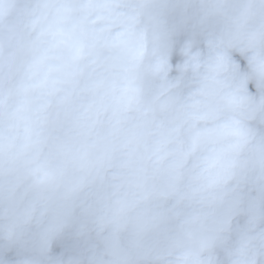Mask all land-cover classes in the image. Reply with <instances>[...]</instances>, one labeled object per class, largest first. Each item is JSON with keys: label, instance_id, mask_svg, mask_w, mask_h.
Returning <instances> with one entry per match:
<instances>
[{"label": "clouds", "instance_id": "1", "mask_svg": "<svg viewBox=\"0 0 264 264\" xmlns=\"http://www.w3.org/2000/svg\"><path fill=\"white\" fill-rule=\"evenodd\" d=\"M0 264H264V0H0Z\"/></svg>", "mask_w": 264, "mask_h": 264}]
</instances>
